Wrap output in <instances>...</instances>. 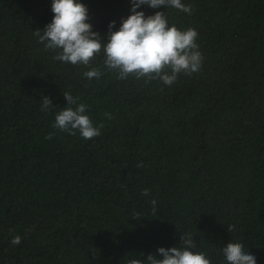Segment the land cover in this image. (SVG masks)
Wrapping results in <instances>:
<instances>
[{"label":"trees","instance_id":"trees-1","mask_svg":"<svg viewBox=\"0 0 264 264\" xmlns=\"http://www.w3.org/2000/svg\"><path fill=\"white\" fill-rule=\"evenodd\" d=\"M78 2L101 37L132 14L131 0ZM182 2L191 15L137 9L198 32L201 70L165 86L121 81L102 55L54 61L34 35L52 0H0V264H127L185 233L212 264H226L229 242L264 264V0ZM90 67L100 79L83 76ZM66 91L103 123L100 136L52 128ZM43 97L54 108L42 112Z\"/></svg>","mask_w":264,"mask_h":264},{"label":"clouds","instance_id":"clouds-1","mask_svg":"<svg viewBox=\"0 0 264 264\" xmlns=\"http://www.w3.org/2000/svg\"><path fill=\"white\" fill-rule=\"evenodd\" d=\"M131 15L121 20L117 31L115 21L108 25L106 37L94 32L88 23L87 7L78 0H52V21L43 31L36 30L37 43L43 45L45 51L56 53L54 61L65 64L90 66L95 57L102 55V65L108 72H115L117 79L124 81L129 77L143 79L145 84L159 80L165 86L173 85L180 74L191 76L201 70L204 57L197 44L198 32L193 28L180 30L175 25L169 26L165 12L157 11L146 16L137 11L146 5L151 9L172 7L189 15L193 12L191 4L182 0H131ZM101 68L90 67L83 73L88 80L100 79ZM63 98L67 107L60 109L52 125L54 130L88 141L101 135L103 123L95 126L86 114L87 105L78 103V97L64 92ZM54 108L50 97H43L41 111ZM107 119H113L105 113ZM50 132L45 139H52ZM143 167L142 162L137 165ZM143 196H149L150 190L144 189ZM152 214H157L156 200L151 201ZM139 216V214H135ZM135 219V218H134ZM230 231L231 228L228 227ZM179 247L158 248L155 254H143L139 258L129 259L127 264H212L204 252H195L197 247L193 237L185 233L180 237ZM11 243L19 245L21 237L15 236ZM226 264H257L256 257L251 255L242 243L229 242L222 248Z\"/></svg>","mask_w":264,"mask_h":264}]
</instances>
